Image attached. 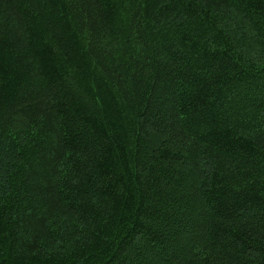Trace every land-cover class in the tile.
Wrapping results in <instances>:
<instances>
[{
	"label": "trees",
	"instance_id": "obj_1",
	"mask_svg": "<svg viewBox=\"0 0 264 264\" xmlns=\"http://www.w3.org/2000/svg\"><path fill=\"white\" fill-rule=\"evenodd\" d=\"M0 264H264V0H0Z\"/></svg>",
	"mask_w": 264,
	"mask_h": 264
}]
</instances>
